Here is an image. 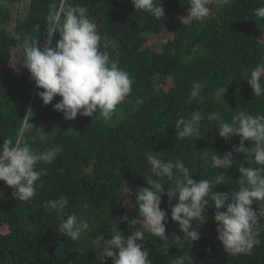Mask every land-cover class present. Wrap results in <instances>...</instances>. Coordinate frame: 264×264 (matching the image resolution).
I'll return each mask as SVG.
<instances>
[{"label":"trees","instance_id":"1","mask_svg":"<svg viewBox=\"0 0 264 264\" xmlns=\"http://www.w3.org/2000/svg\"><path fill=\"white\" fill-rule=\"evenodd\" d=\"M21 1L4 0L0 4V143L19 139L21 119L31 109L29 122L34 127L24 135L23 142L36 151L56 146L62 151L53 163L38 165L37 170L44 172L43 187H38L27 202L14 199L12 189L0 181V191L4 192L0 200V264H96L105 239L115 231L114 222L121 233L129 227L127 222L116 220L123 215L129 220L136 218V225L122 234L127 238L135 230L143 231L142 244L152 264H174L184 255L192 257V264H264V219L260 221L261 244L254 246L250 255L233 257L217 239L210 198L207 221L196 225L201 238L188 245L170 217L176 198L168 201L163 196L160 207L168 215L165 227L169 248L165 255V241L146 231L136 201L138 189L147 187L146 180L152 175L146 161L150 150L165 160L180 159L195 171L191 178L196 181L211 180L224 170L211 168L197 151L209 149L210 160L212 150L222 155L233 151L240 140L233 137L225 142L215 128L219 122H209L208 114L218 111L226 122L240 111L264 115V96L255 98L246 82L250 71L264 63V39H260L264 19L254 15V9L264 6V0H226L220 6L212 5L214 12L204 21L178 28L176 18L187 0H160L165 10V18L160 20L135 11L131 0H63L65 6L87 8L97 24L102 45L109 44L110 55L119 60V66L133 80L131 94L118 105L113 116L117 118L108 123L98 115L65 120L52 106L61 99L59 96L43 106L37 95L41 90L29 79L27 69L20 75L12 73V48L22 46L17 32H25V39L37 40L42 46L49 6L56 4L59 8L62 3L29 0L27 15L18 18L16 34H10L4 26L13 16V5ZM164 30L174 34L159 48L146 44L151 36ZM58 39V35L54 36L53 46ZM194 82L202 85L205 100L201 104L189 103ZM223 86L226 103L213 95ZM196 109L205 117L201 122L202 138L179 139L177 121L190 118ZM244 146L248 147L249 142L245 141ZM233 158L236 162L227 170L224 185L214 186L213 191L238 190V165L243 157L233 152ZM61 196L69 200L63 213L50 208L51 202ZM64 213H75L89 223V229L76 241L59 232L61 220L66 219ZM177 235L181 237L179 241ZM99 241L103 242L97 251H92L91 246ZM99 263L112 264L108 258Z\"/></svg>","mask_w":264,"mask_h":264},{"label":"clouds","instance_id":"2","mask_svg":"<svg viewBox=\"0 0 264 264\" xmlns=\"http://www.w3.org/2000/svg\"><path fill=\"white\" fill-rule=\"evenodd\" d=\"M226 0H187V15L179 19L185 25L193 21L202 22L211 14L210 6H220ZM4 0H0V4ZM135 11L145 12L155 20L165 18V10L160 0H131ZM50 13L46 17V38L43 45L37 40L25 39L22 42L23 67L34 81L38 97L42 105H49L55 97L61 99L53 104V109L63 114L65 120H75L78 115L84 117H102L105 123L113 120L114 113L132 92L133 80L129 73L119 66V60L112 58L109 44L102 45V37L98 33L96 22L88 15L84 6H65L63 0L59 8L51 4ZM254 15L264 19V6L254 9ZM59 36L53 46L54 36ZM114 47V45H113ZM255 98L264 96V63L257 64L246 79ZM202 85L194 82L189 94V103L204 102L201 94ZM226 87H218L214 92L216 100L223 99ZM225 102V100L223 99ZM226 103V102H225ZM27 115L21 119L18 130L19 139H4L0 143V181L12 189V197L21 202L31 200L38 187H43L38 165L53 163L62 149L58 146L45 148L43 151L33 150L32 146L23 142L26 133L34 127ZM95 113V115H94ZM204 114L196 109L190 118H181L176 123V136L184 138H202L201 122ZM209 122H219L215 127L219 137L229 142L239 137L240 143L233 151L217 155L212 150L209 160L208 150L197 151L213 169H223L214 179L202 178L196 181L191 178L192 172L180 159H162L150 150L146 155L147 166L151 176L147 178V187H141L136 193L139 214L143 217L145 229L151 235L165 241L163 253L168 254V234L165 225L168 222L166 210L161 209L162 197L168 201L176 198L170 207V217L176 222L188 245L198 241L201 233L197 224L207 221L205 215L212 202L213 221L216 224L217 239L224 251L233 257L250 255L254 246L261 240L260 221L264 219V115H252L240 111L231 122L222 120L218 111L208 114ZM43 133V132H42ZM43 139V136H42ZM249 146L245 147L244 142ZM233 152L242 154V162L238 165L239 188L225 192L213 191L216 185H224L227 170L236 162ZM246 163H254L257 167H245ZM169 187L165 188V183ZM69 200L61 196L52 201L51 209H59L62 213ZM257 207H253V205ZM61 220L59 232L65 238L76 241L82 233L89 229L87 220L78 219L76 214H67ZM118 222L136 225V218L129 220L127 215L117 217ZM195 222V223H194ZM110 239H105L97 261L105 258L112 264H152L149 251L143 247L144 232L133 231L127 238L117 229ZM181 237L176 236L179 241ZM192 264V257H178L174 264Z\"/></svg>","mask_w":264,"mask_h":264},{"label":"rangeland","instance_id":"3","mask_svg":"<svg viewBox=\"0 0 264 264\" xmlns=\"http://www.w3.org/2000/svg\"><path fill=\"white\" fill-rule=\"evenodd\" d=\"M14 9H13V16L12 18L5 24V29L10 33V34H16V21L18 20V18H23L27 15V10H28V6H29V0H22L19 3H15L14 5ZM188 5L186 4L183 8V10L178 14L177 18H176V28L180 27L183 23L181 22V20L179 19L180 17L186 16L187 15V10H188ZM212 11L211 13L214 12V7H212ZM174 34V31H168V30H164L162 33H160L157 36H151L149 38V40L146 42V44L148 46H151L153 48H159L162 44H164L168 39H170ZM17 37L20 41V43H22L25 40V32L20 31L17 32ZM260 39H264V35L260 36ZM10 69L12 71L13 74L15 75H20L24 72L25 68L23 67V53H22V46L21 44L19 46H14L12 48V58L10 60ZM117 117H114V119H116ZM112 120V121H113ZM4 198V192L1 190L0 191V200ZM127 202V201H126ZM85 213V212H84ZM132 229L131 227H127L125 230L122 231L123 234L130 232ZM89 238L90 239H94L96 240L95 237H92L89 234ZM103 241H99L98 245L94 244L91 246V249H93L92 251H97L96 249L99 248V245L102 243ZM96 264H100L99 261H96Z\"/></svg>","mask_w":264,"mask_h":264}]
</instances>
